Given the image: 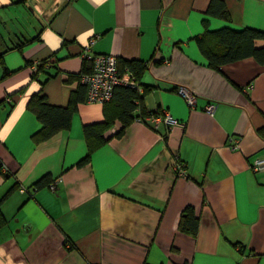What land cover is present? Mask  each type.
I'll use <instances>...</instances> for the list:
<instances>
[{"label": "crops", "instance_id": "obj_1", "mask_svg": "<svg viewBox=\"0 0 264 264\" xmlns=\"http://www.w3.org/2000/svg\"><path fill=\"white\" fill-rule=\"evenodd\" d=\"M213 1L0 0V264H264V64L205 53L223 29L264 31V0H220L227 18ZM95 36L94 55L145 69L123 130L116 101L89 103L80 82ZM38 96L74 105L70 127L40 139ZM153 110L177 124L135 120ZM110 118L104 143L86 137ZM189 209L195 235L179 230Z\"/></svg>", "mask_w": 264, "mask_h": 264}, {"label": "trees", "instance_id": "obj_2", "mask_svg": "<svg viewBox=\"0 0 264 264\" xmlns=\"http://www.w3.org/2000/svg\"><path fill=\"white\" fill-rule=\"evenodd\" d=\"M209 13L223 18H227L228 15L225 11L223 2L220 0H214L212 2ZM217 36H219L222 40V53L217 54L211 48H207L205 50L211 67L218 68L221 64L238 61L247 57H254L260 64H264V47H255V42L257 40H264V31L253 28H245L242 30H232L226 28L219 31ZM118 62V68L122 74H124L126 70H130L134 73L137 79H140V75L145 70L141 64H137L135 62H122L119 59ZM38 63V71L33 72V77L37 80L39 78L38 73H42L47 65H51V62L47 60H43ZM90 69L84 70V72L90 71ZM142 92L143 88L142 91H139L135 88L126 86H118L115 89L112 100L113 102L116 101V103L113 104L120 109L119 114L124 121L121 130H123L130 121L134 120L132 112L137 110V100L143 96L145 91L143 94ZM30 104L33 111L37 113L39 120L43 123V129L39 134H37V136L42 137L40 139H49L59 131L70 127L73 109L75 108L74 105H69L68 108L52 106L45 100L44 96L33 98L30 101ZM137 118L139 117H136L135 120ZM112 124L113 119L110 118L104 123L85 126V135L90 141L95 140L98 143H104L105 138L103 134L112 127ZM35 139L38 141V138ZM93 150L94 147L91 146L89 155L80 162L81 165L89 161ZM4 199L5 197L0 200V208ZM4 223L5 220L0 209V228L4 225ZM198 225L199 220L195 216L194 210H185L179 222V230L184 233L195 235L198 230Z\"/></svg>", "mask_w": 264, "mask_h": 264}, {"label": "built area", "instance_id": "obj_3", "mask_svg": "<svg viewBox=\"0 0 264 264\" xmlns=\"http://www.w3.org/2000/svg\"><path fill=\"white\" fill-rule=\"evenodd\" d=\"M97 36L90 38L89 42L83 46V56L92 62L90 71L83 72L80 76V82L86 87L87 101L89 103L104 104L112 100L115 89L118 86H126L142 91L139 80L130 70H126L124 74L119 71L118 59L114 55L92 53V46ZM38 62L34 63L32 69L38 71ZM39 74V73H38ZM181 95L186 99L187 104L193 107L196 103V96L189 90L181 88ZM207 111L214 112V106L209 105ZM137 121H145L152 123L156 127L161 121L167 122L169 125L177 124V121L168 113H160L158 110L149 111L144 117H139ZM236 144L238 140H235ZM237 149V145H235ZM252 168L255 172L264 171V158L256 159ZM180 176H187V170L183 167L179 170ZM50 189H55V184H50Z\"/></svg>", "mask_w": 264, "mask_h": 264}]
</instances>
